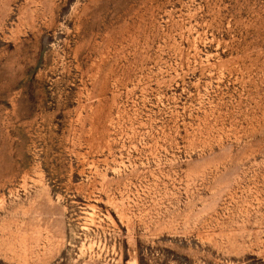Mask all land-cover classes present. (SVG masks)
I'll use <instances>...</instances> for the list:
<instances>
[{
  "label": "rangeland",
  "instance_id": "obj_1",
  "mask_svg": "<svg viewBox=\"0 0 264 264\" xmlns=\"http://www.w3.org/2000/svg\"><path fill=\"white\" fill-rule=\"evenodd\" d=\"M0 264H264V0H0Z\"/></svg>",
  "mask_w": 264,
  "mask_h": 264
}]
</instances>
